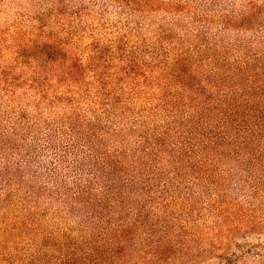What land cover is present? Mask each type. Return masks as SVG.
<instances>
[{"label": "trees", "instance_id": "trees-1", "mask_svg": "<svg viewBox=\"0 0 264 264\" xmlns=\"http://www.w3.org/2000/svg\"><path fill=\"white\" fill-rule=\"evenodd\" d=\"M258 172L264 0H0V264H172Z\"/></svg>", "mask_w": 264, "mask_h": 264}, {"label": "rangeland", "instance_id": "rangeland-1", "mask_svg": "<svg viewBox=\"0 0 264 264\" xmlns=\"http://www.w3.org/2000/svg\"><path fill=\"white\" fill-rule=\"evenodd\" d=\"M257 175L260 176L261 184L255 185L249 178L227 187L224 191L226 195L219 198L218 204L214 203L213 190L209 188L203 189L204 195L194 196L192 207L186 211L184 209V215L171 228L173 232L185 227L180 240L181 237L187 240L184 243L180 241L181 251L173 256L172 264H180L184 260L185 264H264V187L257 189L259 185L264 186V174L258 172ZM192 191L182 187L177 193ZM216 206L228 210L222 218L213 213ZM182 213L183 209H180L178 215ZM236 221L248 226L247 230L234 238L240 244L239 247L230 246L221 237L223 229L233 226ZM154 229L159 234V226ZM194 232L196 236L187 239L189 235L186 234L193 235ZM220 244L222 246L219 247ZM200 254L203 255L200 257ZM219 254H224V257L219 258Z\"/></svg>", "mask_w": 264, "mask_h": 264}]
</instances>
